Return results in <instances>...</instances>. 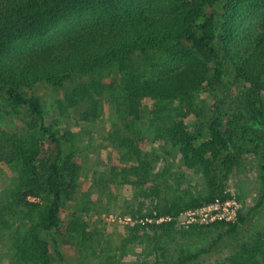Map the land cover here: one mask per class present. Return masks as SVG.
I'll return each instance as SVG.
<instances>
[{
    "label": "trees",
    "instance_id": "trees-1",
    "mask_svg": "<svg viewBox=\"0 0 264 264\" xmlns=\"http://www.w3.org/2000/svg\"><path fill=\"white\" fill-rule=\"evenodd\" d=\"M105 72L117 81L102 82ZM38 84L60 94L59 108L74 111L68 118L75 122L97 119L108 104L101 96H109L128 121L147 112L162 123L184 165L207 177L209 193L159 206L153 224L130 230L134 240L140 230L154 232L157 264L200 261L216 243L208 249L178 243L174 257L170 235L185 210L229 199L214 187L209 169L228 175L238 165L236 128L258 141L264 134V0H0V98L23 119L20 134L0 128V168L14 174L0 195V225H17L9 236L17 261L54 264L57 234L78 238L81 247L92 234L79 217L60 227L80 164L64 153L72 132L44 120ZM140 142L123 140L132 148ZM4 215L16 219L10 223ZM167 217V225L156 226ZM243 221L239 211L234 221L190 228L224 227L237 235ZM241 235L212 264H264V231Z\"/></svg>",
    "mask_w": 264,
    "mask_h": 264
},
{
    "label": "rangeland",
    "instance_id": "rangeland-1",
    "mask_svg": "<svg viewBox=\"0 0 264 264\" xmlns=\"http://www.w3.org/2000/svg\"><path fill=\"white\" fill-rule=\"evenodd\" d=\"M100 79L107 83L117 81L109 72L101 74ZM34 93L43 102L44 120L58 124L61 133L71 131L74 135V140L65 144L64 153H73L80 164L75 191L64 198L60 227L63 229L70 220L79 217L92 234L85 247H81L74 236L57 234V245L50 248L53 263L157 264L153 252L154 232L148 228L140 230L134 240L131 227L150 225V218L157 215L159 206L184 204L192 198L205 197L209 193L207 177L197 167L191 169L184 165L162 123L154 122L147 112L130 122L125 119L124 111L118 112L114 102L108 101L109 96H101L100 102L107 99L108 104H104L99 117L75 122L68 118L75 112L60 109V94L52 92L49 86L38 84ZM146 105L148 107L149 103ZM200 107L205 110L204 104ZM8 113L0 98L2 132L22 133L23 119ZM236 131L239 133L235 139V151L240 155L238 165L228 175L216 169H209V174L214 187L229 196L228 200L237 202L243 224L238 234L232 235L226 233L224 227L193 230L191 225L176 220L170 235L174 244H170L169 249L174 257L183 243L191 249L203 246L208 249L216 243L200 261L191 263L212 264L225 259L241 234L264 231V172L260 158V154H264V134L258 141L251 133L244 134L237 128ZM129 139L144 142L132 148L123 143ZM13 177L7 168H0V195ZM187 211L190 209L184 212ZM13 216L4 215V219L11 223L16 219ZM166 221L157 222L156 226L167 225ZM16 228V224L9 228L0 225V264H25L17 261L10 249L9 236ZM54 249L60 255H56Z\"/></svg>",
    "mask_w": 264,
    "mask_h": 264
},
{
    "label": "built area",
    "instance_id": "built-area-1",
    "mask_svg": "<svg viewBox=\"0 0 264 264\" xmlns=\"http://www.w3.org/2000/svg\"><path fill=\"white\" fill-rule=\"evenodd\" d=\"M238 204L234 199L225 202H218L208 204L197 209L183 212L176 220L184 225H207L217 221L231 222L237 216ZM162 220L170 221L171 218H160L157 222Z\"/></svg>",
    "mask_w": 264,
    "mask_h": 264
}]
</instances>
